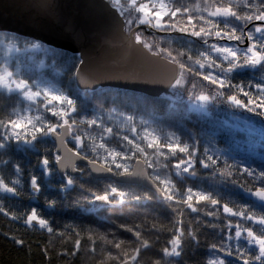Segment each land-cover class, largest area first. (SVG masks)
Wrapping results in <instances>:
<instances>
[{
  "label": "snow or ice",
  "instance_id": "obj_1",
  "mask_svg": "<svg viewBox=\"0 0 264 264\" xmlns=\"http://www.w3.org/2000/svg\"><path fill=\"white\" fill-rule=\"evenodd\" d=\"M110 3L119 9V15L124 18V31L131 36L134 44L142 46L153 56L161 57L175 66V76L169 82L170 88L176 89L190 84L197 101L207 104L221 97L235 107L264 116V76L255 83L247 84H233L230 78L231 73L243 68L256 69L264 73V0H124L123 3L122 0H110ZM221 24H223L222 28ZM141 26H144L145 31L182 34L177 37V42L187 45L192 41L186 37L197 38L203 50L198 49L195 57L190 47L187 50H175L174 54L171 47L160 46L165 41L164 37H160L159 42L155 39L150 41L144 35V31L139 30ZM69 37L76 39L74 32H69ZM3 42H7L12 48H16L21 43L18 35L8 37L3 30H0V43ZM22 43L25 48L53 52V46L39 38L26 39ZM167 43L171 45L172 40L168 39ZM54 54L67 58L62 52ZM71 59L77 61L79 65L84 64L83 56H73ZM73 67L75 68L76 64H73ZM79 75L77 69V78ZM189 77L192 78L191 81ZM196 78L206 81L209 86H215V92L209 94L201 90L196 94ZM0 89L5 90L9 98L13 94L22 98L16 103L28 102L24 110L5 105L4 107L10 108V111H7L6 116L0 117V150H3L0 151V193L6 194L5 197H0V214L13 222H21L28 228L46 232L49 237L48 244L53 243L50 239L52 236L65 240L74 236L72 255L82 253L81 243L86 239L89 244L87 251L92 254H95L99 247L102 257L115 260L116 264H142L140 253L142 249H147L151 245L148 240L141 239V230H137L139 225L136 228L119 225L120 229L131 233L137 241V246L128 251L122 248L124 241L118 240L114 232L93 233L92 230H88L85 237L79 230L70 227L61 231L59 228H54V221L45 218L44 213L38 211L37 207L17 209L14 204L6 205L4 199L8 195L13 198L19 197L24 190L25 171H27L30 198L35 199V194L41 192V181L46 177L54 176V166H58V170L62 173L60 183L63 189L76 184V180L67 170L71 168L73 172L83 175L85 169L77 167V161H83L91 172L116 173L122 176H147V169H153L155 173L158 169L168 170L171 164L175 170L174 174L181 179L196 177L197 164L204 169H212L217 168L221 163L220 157L215 155V152L213 155L208 154L212 151L209 148L203 149L204 158L200 159L199 141L194 138L191 144L183 145L179 137L173 136L168 137V141L164 144L160 143L159 137L149 140L146 134L137 133L132 116L125 118L130 125L129 131L136 134L132 138L129 135L114 134L112 127L105 126L99 117L88 119L81 116L77 121L75 117L80 113L77 111L76 101L69 95L55 85L45 84L43 80L30 83L28 79L22 78L19 70L13 72L7 64L0 67ZM94 127L100 130L99 134H93ZM68 137L75 142L74 149L66 147ZM49 138L54 144L51 161L49 150L46 148L41 150L38 147L46 145ZM112 139H117L119 143L110 146ZM146 148L151 149V153L146 151ZM22 149L39 152L40 176L27 166L22 167L14 160L4 159L9 151ZM162 149H167V152ZM177 151L181 154L180 157L177 156ZM133 161L137 165L136 171H130ZM223 163L225 170L220 171L219 174L232 175L233 166L228 165L226 160ZM9 168L11 172L6 173L5 170ZM239 171L251 177L252 181L259 182L260 186L255 187L254 190L243 184L238 186L247 195L255 198L256 206L264 208V170L240 166ZM172 174L168 173L167 178L162 181L165 187L158 191L163 193L161 197L163 200L177 206L172 209L177 218L173 226L168 229L171 237L167 241L168 246L160 251L164 257L178 258L181 256L184 244L183 209L180 206L183 205L196 213L199 209L192 203L194 196L197 203L206 201L211 205H219L220 200L213 198L211 193L194 192L191 186L181 192L172 181ZM154 179L159 181L160 177L156 175ZM48 185L51 187L52 182L48 181ZM128 195L125 191L110 186L103 194H94L93 199L108 204L115 199L118 203L124 204ZM129 198L132 201L142 199L140 195H132ZM143 199L150 200L151 197L145 195ZM56 206L55 199L47 201L48 208L54 209ZM222 210L223 213L233 217H243L245 221L258 223L261 226L259 234L253 231L252 227H243L239 221L233 224L232 220L228 219L225 228L219 230L224 233L219 243L209 246V258L205 264H264V215L253 213L247 205L238 206L237 210H234L229 207V203H224ZM215 214V212L206 213L208 216ZM187 235L193 241L196 240V233L191 227ZM0 236L30 250L28 242L14 233L0 231ZM48 244L38 245L46 258H50V251H55L54 247L50 250ZM250 246H255V255L250 254L252 250ZM58 254L69 253L65 249ZM228 257L232 259L228 260ZM100 264H105L104 259H101ZM153 264H160V261H154Z\"/></svg>",
  "mask_w": 264,
  "mask_h": 264
},
{
  "label": "trees",
  "instance_id": "obj_2",
  "mask_svg": "<svg viewBox=\"0 0 264 264\" xmlns=\"http://www.w3.org/2000/svg\"><path fill=\"white\" fill-rule=\"evenodd\" d=\"M124 0H122V3ZM165 19H167L165 17ZM223 24H221V28ZM144 35L151 41L155 39L159 42L160 37H164L165 41L160 44L161 47L175 50L189 47L192 55H197V50H203L201 43L197 38L186 37L191 40L190 45L177 42L179 33H165L152 30L145 31ZM8 37L18 35L12 32L3 31ZM21 41L17 46L23 47L22 41L31 40L32 38L18 35ZM171 39L169 45L167 40ZM211 42V41H210ZM7 42L0 43V67L4 64L9 66L13 72L19 70L24 79L29 82L34 80L46 79L61 91L69 95L76 101L77 111L80 113L75 118L77 121L83 117L88 119L101 118L103 124L112 127L113 133L119 136L129 135L130 138L136 135L129 131L130 125L126 122L127 116L134 118L137 133L146 134L149 140L160 138V143L164 144L168 141V137H179L181 145L184 143H192L193 138L199 141L201 149L198 156L203 159V149L209 148V155L220 157L221 163L217 168L204 169L199 164L196 165V177L181 179L177 177L169 164L168 170L158 169L155 173L153 169H147L151 178L157 185L163 189L165 185L162 183L168 173H173L172 181L176 187L183 192L186 187L191 186L195 191H204L211 193L213 198L220 200L219 205H211L206 201L196 202L195 196L192 203L199 211L191 212L189 209L181 205L183 209L184 221V244L181 256L178 258L164 257L161 249L168 246L167 241L171 238L168 229L173 226V222L177 218L172 209L177 206L167 200H163L155 191L144 187L142 184H121L115 182L111 178H94L87 165L77 164V167L84 168V174L72 175L76 180V184L63 189L61 186V177L53 167L54 176L46 177L41 181V192L35 194V199L30 198V189L27 186V171L23 177V188L19 197H11L10 195L4 199L6 205L14 204L17 209L27 207H37L38 211L44 213L45 218L54 221L53 227L59 228L61 231L66 228L79 230L82 236L86 237L87 231L92 230L93 233H115L118 240L124 241L122 248L131 251L137 246V241L131 233L125 232L119 228V225H127L136 228L139 225L141 230V239H146L150 243V247L142 249L140 259L142 264H153L154 261H160V264H205L209 258V246L219 243L220 237L224 235L219 230L224 229L227 220L231 219L233 224L239 221L243 227H252L253 231L259 234L260 225L253 224L252 221H245L243 217H233L230 214L223 213L222 205L229 203V207L237 210L238 206L247 205L253 213L264 215V208L256 206L255 198L246 194L238 185L251 187H259V182L252 181V178L244 175L239 171L240 166L251 167L256 170H264V116L258 113L249 112L244 108H238L229 103L224 98L218 97L216 100L209 101L205 107H197L194 105L195 98L193 90L189 85L173 89L169 94L161 96H150L142 92H136L115 87H98L96 89H79L75 81V71L78 62L72 60L73 56L79 57L78 53L53 47V52H36L34 58H24L16 53L6 50ZM55 52L66 54L55 55ZM44 61V68L38 67L36 61ZM76 64V67H73ZM50 65H52L50 67ZM264 73L256 69L243 68L238 69L230 74L233 84L237 83H255L259 81ZM191 81V77H189ZM197 84L196 94L202 90L213 94L215 86H209L206 81L196 78ZM176 91V92H174ZM254 91V90H253ZM14 94L9 98V94L5 90L0 89V117L6 116L10 108L5 105H12L22 109L24 101ZM235 120H242L250 123V128L239 126ZM83 127V125H81ZM145 130L146 133H145ZM99 129L93 128V134H99ZM119 141L112 139L110 146L117 145ZM68 144L74 149L75 142L70 138ZM41 150L44 148L49 150V160H52L54 154V144L49 138L46 145L38 146ZM27 148V146H25ZM151 153V149H145ZM3 151V150H0ZM167 152V149H162ZM177 156L181 154L177 151ZM151 158V155L150 157ZM4 159H11L20 163L22 167L27 166L37 176L41 175L38 166L40 159L39 152H33L31 149L9 151ZM227 161L232 167V175L222 176L220 171L225 170L223 161ZM134 162V161H133ZM132 162V164H133ZM132 167V166H131ZM131 169V168H130ZM6 173H10L11 169H6ZM215 173V174H214ZM158 175L159 181L154 177ZM7 179V175H6ZM48 181L52 182L49 187ZM116 187L121 191L128 193L124 204L118 203L115 199L111 204H101L97 210L88 211L94 201L95 195L103 194L109 187ZM6 194L0 193V197ZM132 195H140L141 201H132L129 197ZM147 195L151 199H143ZM179 198V197H177ZM55 199L57 206L54 209L47 207V201ZM231 201V202H229ZM207 212H215L214 216L206 215ZM153 225L155 227H153ZM215 225V227H212ZM189 227L196 233V240L193 241L188 237ZM0 231L16 234L28 242V248L20 247L12 243L10 239L0 236V264H100L104 259L105 264H116L115 260H108L102 257L100 248L92 254L87 251L89 244L86 239L82 240V253L72 255L73 240L61 239L58 236L50 237L52 244H48V234L39 230H34L24 226L21 222H13L8 217L0 214ZM235 229L233 228V232ZM71 235V233H69ZM111 238V237H110ZM246 243V242H244ZM48 244L49 249L53 247L55 251H50V258H46L41 252L38 245ZM251 247V255H255V246ZM65 249L68 255H59ZM114 255L115 250H113ZM231 260L232 257H228Z\"/></svg>",
  "mask_w": 264,
  "mask_h": 264
},
{
  "label": "water",
  "instance_id": "obj_3",
  "mask_svg": "<svg viewBox=\"0 0 264 264\" xmlns=\"http://www.w3.org/2000/svg\"><path fill=\"white\" fill-rule=\"evenodd\" d=\"M0 30L39 38L53 47L79 53L84 64H78L75 80L81 89L110 86L151 96L171 92L169 82L175 76V66L134 44L124 31V18L108 0H0ZM69 32H74L76 39L70 38ZM66 147L73 149L68 143ZM77 164L86 165L83 161ZM56 169L62 176L58 166ZM136 170L134 161L130 171ZM67 171L70 175L80 174L71 168ZM90 173L94 178L142 184L163 195L148 171L147 176Z\"/></svg>",
  "mask_w": 264,
  "mask_h": 264
},
{
  "label": "rangeland",
  "instance_id": "obj_4",
  "mask_svg": "<svg viewBox=\"0 0 264 264\" xmlns=\"http://www.w3.org/2000/svg\"><path fill=\"white\" fill-rule=\"evenodd\" d=\"M5 48H6V50H9L12 54L16 53V54H18V55H20V56H22L24 58H29V60H32V58H34V53L40 52L39 50H33V49H30V48H25V46H23V47L17 46L16 48H12L9 45H7V46H5ZM17 49H19V50H17ZM36 63H37V66L41 67V68H44L46 66L44 61L37 60ZM51 66L52 65H50V67ZM40 80H43L45 82V84H49L50 83L44 78L43 79H39V80H34L33 82L40 81ZM30 83H32V82H30ZM50 84H52V83H50ZM42 86H45V85H42ZM194 105L197 106V107H205L204 102H200V101H197V100H195ZM27 106H28V102L24 101V106L22 107L21 110L26 109ZM33 114L34 115L36 114L35 113V108H33ZM235 122L239 126L250 128V123H248V122H245V121H242V120H237V121L235 120ZM106 204H108V203H105L104 205H106ZM99 206H100V204H97V203H95V201H93L91 206L88 208V211L97 210Z\"/></svg>",
  "mask_w": 264,
  "mask_h": 264
}]
</instances>
